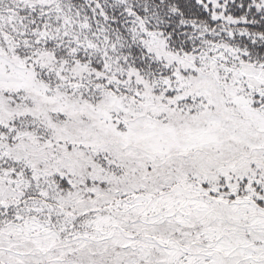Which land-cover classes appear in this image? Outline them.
Here are the masks:
<instances>
[{"label":"snow or ice","instance_id":"6c2138e0","mask_svg":"<svg viewBox=\"0 0 264 264\" xmlns=\"http://www.w3.org/2000/svg\"><path fill=\"white\" fill-rule=\"evenodd\" d=\"M0 264H264V0H0Z\"/></svg>","mask_w":264,"mask_h":264}]
</instances>
